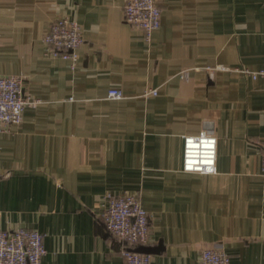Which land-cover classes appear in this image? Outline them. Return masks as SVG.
Wrapping results in <instances>:
<instances>
[{
	"label": "crops",
	"instance_id": "0c3cea01",
	"mask_svg": "<svg viewBox=\"0 0 264 264\" xmlns=\"http://www.w3.org/2000/svg\"><path fill=\"white\" fill-rule=\"evenodd\" d=\"M125 2L0 0V73L38 100L0 135L1 227L42 233V264H126L101 214L107 193H136L150 264H200L214 245L264 264V77L242 72L264 67V0H156L148 40ZM60 17L81 26L74 69L44 53ZM202 130L216 171L184 172L183 137Z\"/></svg>",
	"mask_w": 264,
	"mask_h": 264
},
{
	"label": "built area",
	"instance_id": "2783aa9c",
	"mask_svg": "<svg viewBox=\"0 0 264 264\" xmlns=\"http://www.w3.org/2000/svg\"><path fill=\"white\" fill-rule=\"evenodd\" d=\"M124 21L144 32L148 40L160 27L161 10L156 0H126L123 6ZM44 53L50 57L67 60L71 69L78 61V50L84 43L81 26L70 19L60 17L52 21L42 37ZM243 73L252 79L264 77V67ZM23 79L17 75L0 73V135L12 126H18L26 107H35L38 100L24 92ZM152 89L146 95H156ZM106 97L123 98L120 89L111 88ZM217 139L209 130L183 137L182 171L211 174L216 171ZM264 176V146L262 150ZM101 214L106 230L122 242L120 254L126 264H150L151 256L137 251L146 246L150 237V220L136 193H107ZM44 235L35 229L17 228L5 230L0 224V264H42L46 254ZM200 264H235L218 245L205 248L200 253Z\"/></svg>",
	"mask_w": 264,
	"mask_h": 264
},
{
	"label": "water",
	"instance_id": "95a60500",
	"mask_svg": "<svg viewBox=\"0 0 264 264\" xmlns=\"http://www.w3.org/2000/svg\"><path fill=\"white\" fill-rule=\"evenodd\" d=\"M137 251L142 252V253H147V254L150 253L149 249L146 248V247H144V248H141V247H140V248L137 249Z\"/></svg>",
	"mask_w": 264,
	"mask_h": 264
}]
</instances>
